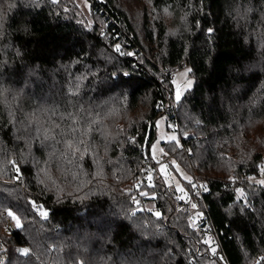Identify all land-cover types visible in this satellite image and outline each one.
Listing matches in <instances>:
<instances>
[{
    "label": "trees",
    "instance_id": "16d2710c",
    "mask_svg": "<svg viewBox=\"0 0 264 264\" xmlns=\"http://www.w3.org/2000/svg\"><path fill=\"white\" fill-rule=\"evenodd\" d=\"M81 1L0 0V264H264V0Z\"/></svg>",
    "mask_w": 264,
    "mask_h": 264
},
{
    "label": "rangeland",
    "instance_id": "374dc122",
    "mask_svg": "<svg viewBox=\"0 0 264 264\" xmlns=\"http://www.w3.org/2000/svg\"><path fill=\"white\" fill-rule=\"evenodd\" d=\"M85 0L81 1V5H84ZM86 5V4H85ZM101 52V51H100ZM102 57H106L104 53H102ZM168 79L170 76H167ZM194 84V80L189 76V69L187 67L180 68L175 71L172 79V87H173V96H170L172 100L175 102L176 100V93H180V100L184 96L185 92L192 88ZM58 88V87H57ZM57 88H53V92L49 95V97L45 99H37L36 104L40 103L39 105L45 104L46 100L51 99L52 95H55L57 92ZM54 93V94H53ZM191 119L190 116L187 117ZM171 129L168 130L167 128V117L162 116L156 122V132L157 137L152 145H155V149L151 148V157L153 161L157 164V169L159 170L160 174L163 176L166 185L171 188H182V180H189L191 179L190 174L184 170L182 166L174 158L167 159V153L164 150V143L172 142L170 141V137L175 135L177 140L175 141L177 144L180 142L179 134L175 130L174 127H170ZM160 149H163V153H161ZM154 157V158H153ZM162 167L165 169L161 171ZM261 173L264 174V159L261 166ZM151 179V178H150ZM256 181V180H255ZM241 195V194H240ZM14 224L16 220L14 219ZM78 247H81L78 245ZM83 247V245H82ZM213 251V250H212Z\"/></svg>",
    "mask_w": 264,
    "mask_h": 264
},
{
    "label": "snow or ice",
    "instance_id": "6c2138e0",
    "mask_svg": "<svg viewBox=\"0 0 264 264\" xmlns=\"http://www.w3.org/2000/svg\"><path fill=\"white\" fill-rule=\"evenodd\" d=\"M51 2L55 4V3H58L59 0H51ZM10 7H11V5H10ZM116 47H117V51H119V45H117ZM72 94L74 95L75 93L73 92ZM175 98H176L177 101L180 100V93H179V92L176 93V97H175ZM70 115H71V114H70ZM73 129H75V124H74V123H73ZM36 131H37V136H38V138H39V137H43V139H45V140H47V139H52V138H53V137L49 136L46 132H44V131H43L42 129H40V128H37ZM176 140H177V137H176L175 135H173V136L170 137V141L175 142ZM69 147H71V144H69ZM152 148L155 149V145H152ZM160 151H161V153H163V149H160ZM153 158H154V157H153ZM14 166H15V165H14ZM164 170H165V169L162 167L161 171H164ZM16 171H17V178H19V176H18V174H19V169L16 168ZM149 179H150V178H149ZM189 183H191V180H189ZM262 183H264V182H262ZM177 191L183 192L184 190H183L182 188H179V187H178V188H177ZM177 198L180 199L181 197H177ZM192 207L195 208L196 205L193 204ZM8 215H9L10 217H12L13 219L16 220L17 227H20V226H21V225H20V221H19L15 216H13L12 212H9ZM40 215L43 216V217H47V213H46V212H41ZM154 215H155L157 218H161V214H160L159 212H155ZM214 253H215V250L213 249V254H214ZM22 254H23V255H28V249H24Z\"/></svg>",
    "mask_w": 264,
    "mask_h": 264
},
{
    "label": "built area",
    "instance_id": "2783aa9c",
    "mask_svg": "<svg viewBox=\"0 0 264 264\" xmlns=\"http://www.w3.org/2000/svg\"><path fill=\"white\" fill-rule=\"evenodd\" d=\"M172 79H173V76H170L169 77V82H171L172 83ZM173 96V95H172ZM260 183H262V182H264V174L263 175H261L258 179H257ZM262 184H264V183H262ZM197 185V189H198V191H200V189H201V186H200V183H197L196 184ZM205 233L206 234H208V236H209V238L211 239V242H214L215 240V233L211 230V229H206L205 230ZM215 250V255H220V249L219 248H215L214 249Z\"/></svg>",
    "mask_w": 264,
    "mask_h": 264
},
{
    "label": "water",
    "instance_id": "95a60500",
    "mask_svg": "<svg viewBox=\"0 0 264 264\" xmlns=\"http://www.w3.org/2000/svg\"><path fill=\"white\" fill-rule=\"evenodd\" d=\"M24 249H19V253L22 254ZM23 255V254H22Z\"/></svg>",
    "mask_w": 264,
    "mask_h": 264
}]
</instances>
